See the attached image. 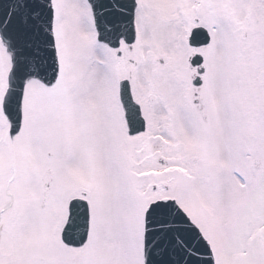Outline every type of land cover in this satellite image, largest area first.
Wrapping results in <instances>:
<instances>
[{"label": "snow or ice", "instance_id": "obj_1", "mask_svg": "<svg viewBox=\"0 0 264 264\" xmlns=\"http://www.w3.org/2000/svg\"><path fill=\"white\" fill-rule=\"evenodd\" d=\"M0 264H264V0H0Z\"/></svg>", "mask_w": 264, "mask_h": 264}]
</instances>
